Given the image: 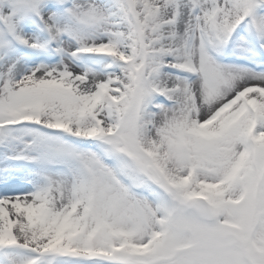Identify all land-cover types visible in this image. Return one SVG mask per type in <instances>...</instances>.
<instances>
[{
	"label": "snow or ice",
	"instance_id": "obj_1",
	"mask_svg": "<svg viewBox=\"0 0 264 264\" xmlns=\"http://www.w3.org/2000/svg\"><path fill=\"white\" fill-rule=\"evenodd\" d=\"M0 264H264V0H0Z\"/></svg>",
	"mask_w": 264,
	"mask_h": 264
}]
</instances>
